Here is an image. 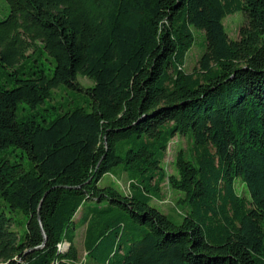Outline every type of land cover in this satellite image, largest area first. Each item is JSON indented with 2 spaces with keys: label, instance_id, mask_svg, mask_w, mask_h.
<instances>
[{
  "label": "trees",
  "instance_id": "16d2710c",
  "mask_svg": "<svg viewBox=\"0 0 264 264\" xmlns=\"http://www.w3.org/2000/svg\"><path fill=\"white\" fill-rule=\"evenodd\" d=\"M6 1L0 64L13 84H0V154L18 148L30 167L0 159V264H88L80 210L92 263L264 264V0ZM237 10L246 22L230 39L223 19ZM193 27L206 45L187 72ZM38 43L52 73L20 76ZM79 74L93 81L89 108L17 118L20 102L81 90ZM176 135L190 148L167 176ZM107 174H125L128 193L101 185ZM166 179L182 195L178 221L151 205ZM3 204L26 216L23 234Z\"/></svg>",
  "mask_w": 264,
  "mask_h": 264
},
{
  "label": "rangeland",
  "instance_id": "374dc122",
  "mask_svg": "<svg viewBox=\"0 0 264 264\" xmlns=\"http://www.w3.org/2000/svg\"><path fill=\"white\" fill-rule=\"evenodd\" d=\"M9 13V5L6 0H0V20L5 18ZM246 22L245 16L241 10L227 15L223 19V24L230 39H237L239 36V29ZM194 42L187 52L184 69L187 72L193 71L198 66V60L205 50V35L202 30L193 27ZM27 57L21 60L23 63L21 66L17 65L16 68L19 70L20 76L23 73H29L32 70H36L37 67L43 68L46 74L50 75L54 68V59L49 56L41 45L38 43L37 46L31 47L27 50ZM11 68H5L0 64V84L11 86L13 84V78L10 74ZM78 82L81 84V90L73 89L66 85H59L57 88L51 91L49 98L45 99L43 104L36 107H30L25 102H20L17 105L16 115L17 118L22 119L26 116H34L36 120L44 123L52 120L61 110L68 109L74 106L88 107V101L90 100L87 94V88L93 85V81L87 77H83L80 74L77 76ZM190 148V141L187 136L176 135L168 144L166 155L163 161V167L167 174L177 176L176 160L180 152L187 154ZM6 157L10 162H18L23 169L30 167V161L24 153L18 148H8L6 151L0 154V159ZM101 185L112 184L123 193H128V179L125 174H107L104 175L100 181ZM236 191L245 194L244 185L237 180ZM181 193L173 189L168 179H166L161 185L160 198L153 199L151 205L156 207L158 210L168 215L172 220L178 221L181 219L185 212V206L180 204L179 199ZM0 202H3L0 198ZM3 210L7 214H11L15 218V225L13 229L19 234H23L26 229V216L19 210L9 212L8 206L3 204ZM83 210L77 213L75 218L76 226V237L75 243L79 252V261H88V264L92 263L90 257L86 256L84 249V225L79 226V217ZM79 226V227H78ZM107 240H103L100 248L103 249L106 245ZM65 244H61L59 248H64ZM99 264H102V260H98ZM72 264H78V262H72Z\"/></svg>",
  "mask_w": 264,
  "mask_h": 264
},
{
  "label": "water",
  "instance_id": "95a60500",
  "mask_svg": "<svg viewBox=\"0 0 264 264\" xmlns=\"http://www.w3.org/2000/svg\"><path fill=\"white\" fill-rule=\"evenodd\" d=\"M42 247V245L41 246H38L37 248H41Z\"/></svg>",
  "mask_w": 264,
  "mask_h": 264
}]
</instances>
